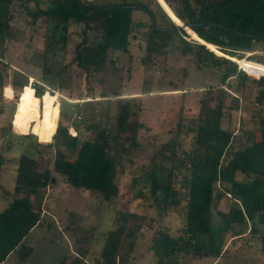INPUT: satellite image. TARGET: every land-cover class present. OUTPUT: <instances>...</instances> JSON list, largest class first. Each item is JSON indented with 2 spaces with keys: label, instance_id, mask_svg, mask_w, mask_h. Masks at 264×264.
Listing matches in <instances>:
<instances>
[{
  "label": "trees",
  "instance_id": "obj_1",
  "mask_svg": "<svg viewBox=\"0 0 264 264\" xmlns=\"http://www.w3.org/2000/svg\"><path fill=\"white\" fill-rule=\"evenodd\" d=\"M14 1L0 0V48L3 49L10 35V6ZM165 2L180 21L191 24V29L186 31L195 34L192 36L194 39L188 41L182 37L189 36L184 29L175 32L180 35L181 53L189 55L199 66L219 71L220 83H210L200 90L203 95L198 100V114L187 123L179 121L174 134L153 155L154 159L171 162L167 173L160 172L155 164L148 170L145 182L149 185L154 205L159 212L165 213L185 202V216L181 234L173 236L166 228L157 229L150 249L158 262L165 264L168 261L176 264L181 253L192 257L219 256L225 250L228 235L241 234L236 226L247 228L249 225V232L259 239L260 251L264 253V232L259 227L264 228V109L254 113L257 121L252 129V142L244 148L231 150L234 131L222 126L224 100L229 95L224 89L225 84L237 94L233 97L234 103L228 106L229 110L239 108V95H245L247 81L256 86L254 102L264 108V55L252 54L249 58L242 55L243 52L255 51L257 43H264V0ZM135 6H143L144 9ZM136 9L147 13L151 19L146 38L147 51L152 52L159 45L166 46L171 30L154 28L152 20L157 26L160 21L169 23V27L174 23L157 0H119L115 3L51 0L46 7H40L35 1V8L28 9L27 14L31 16L32 23L40 18L52 23L46 49L55 50L56 44L65 39L69 20L83 22L84 32L86 29L96 32L91 42L83 36L74 49L72 59L87 81L90 76L113 64L111 52L128 51ZM209 45L216 46L219 53L221 50L233 58L238 57L244 66L236 62L248 75L238 69L235 60L217 55L208 48ZM245 66L251 67L247 69ZM64 69L65 65L53 70L44 60V82L31 84L35 96L42 98L44 94L45 98L48 93L55 95L48 85L53 84ZM249 75L259 78L254 79ZM231 79H236L237 83L230 82ZM1 82L0 86L3 87L5 84ZM27 83V76L22 73L19 77L14 76L8 84L20 92ZM45 106L46 100L42 99L41 110ZM132 106L129 101L119 102L114 130L111 132L90 124L87 130L96 129L80 139L78 133L75 134V124L62 123L66 112L61 106L55 133L42 136L41 141L31 133L23 135L33 138V151L22 152L16 162L15 192L21 195L9 201L0 212V263L11 253H16L20 261L27 260L32 254L33 248L26 243V239L40 225L42 208L40 205L35 206L31 198L48 185H55L58 178L76 187L96 190L105 201L118 199L121 188L117 179V159L132 144H138V130L143 127L141 121L131 118L134 113L131 111ZM39 122L40 117L37 119L38 125ZM69 126L75 129L71 132L75 135L69 133ZM255 132L258 133L257 137L254 136ZM120 135L126 137V142L120 141ZM182 135L192 136L190 148L183 146L180 139ZM47 156L52 157L51 167L45 165L40 170L39 163ZM228 156L230 158L225 161ZM4 161L0 152V175ZM176 174L181 175L180 180L176 179ZM139 194L143 195V192L139 191ZM224 198L230 199L227 209L219 207ZM72 218L77 222L80 216L73 215ZM145 220V214L120 210L115 220L117 226L104 237L97 258L99 264H119L120 248L126 245L130 251L133 249ZM59 264L64 262L60 261ZM73 264H82V261L76 258Z\"/></svg>",
  "mask_w": 264,
  "mask_h": 264
},
{
  "label": "rangeland",
  "instance_id": "obj_2",
  "mask_svg": "<svg viewBox=\"0 0 264 264\" xmlns=\"http://www.w3.org/2000/svg\"><path fill=\"white\" fill-rule=\"evenodd\" d=\"M35 1L40 7L51 3V0H16L11 4L10 35L5 41L4 49L0 48V82L5 84L0 86V152L5 159L0 175V212L9 201L21 195L15 192L16 162L22 152L32 153L34 141L33 138L23 135L31 133L41 141L42 136L55 133L61 106L66 112L62 123L75 124L77 130L69 126L68 131L71 135L78 133L80 139L96 129L87 130L90 124L113 131L120 101L133 104L131 111L134 113L131 118L141 121L143 127L138 130V144H132L117 159V179L121 188L117 200L105 201L96 190L76 187L58 178L55 185H48L31 198L35 206L40 205L42 208L40 225L26 239V243L33 248L32 254L27 260L20 261L16 253H11L0 264H59L60 261L73 264L76 258L81 259L82 264H99L97 258L104 237L117 226L115 220L120 210L145 214L146 220L133 249L130 251L126 245L120 248L118 263L165 264L158 262L150 245L157 229L166 228L173 236L182 233L185 202L165 213L159 212L150 196L149 185L145 182L148 170L155 164L160 172H168L171 162L154 159V153L174 134L179 121L187 123L198 114V100L203 95L200 90L210 83L218 85L219 71L208 66H199L189 55L181 53L180 35L175 33L178 29L171 30L172 34L166 46L159 45L154 51H147L146 38L151 19L147 13L136 9L133 13L128 51L111 52L113 64L86 81L82 70L72 61L74 49L83 36L91 42L97 35L96 32L90 29L84 32L83 22L69 20L65 39L56 44L55 50L46 49L52 23L42 18L32 23L27 10L35 8ZM90 1L115 3L119 0ZM159 5L171 17L172 23H181L170 8H166L162 2ZM158 23V26L170 28L169 23ZM187 33L189 36L182 37L188 41L194 39L193 31ZM208 48L217 55L230 57L243 65L238 57L233 58L217 48L219 53L216 46L209 45ZM254 48L256 50L252 51L253 54L264 55V43H257ZM242 55L247 56V52ZM44 60L53 70H58L63 65L65 69L53 84L48 85L49 90L56 94L48 93L45 98L43 94L41 98L35 96L31 84L44 82ZM237 66L240 69L238 63ZM245 67L250 69L251 66ZM22 73L27 76L28 83L19 92L8 83L14 76L19 77ZM230 82L237 83V80L231 79ZM224 89L229 95L224 100L222 126L234 131L231 140V150L234 151L252 142V129L257 121L254 113L264 108L254 102L257 92L251 81L245 83V95H239L241 98L238 100L237 110L228 108L234 103L233 97L237 94L227 84ZM42 99L46 100L43 110ZM74 130L75 134L71 133ZM110 132L109 135L112 136ZM257 135L255 132L254 136ZM125 138L120 135L121 142H126ZM180 139L185 148L191 147V135H182ZM229 158L226 157L225 161ZM51 160L52 157H43L39 169L45 165L51 167ZM175 177L177 180L181 179L180 174ZM229 200L222 199L219 207L227 209ZM73 215H79L80 219L74 221ZM259 227L264 232V228ZM236 229L241 234L228 235L221 255L192 257L181 253L176 264H264L260 241L249 232V225L247 228L236 226Z\"/></svg>",
  "mask_w": 264,
  "mask_h": 264
},
{
  "label": "water",
  "instance_id": "obj_3",
  "mask_svg": "<svg viewBox=\"0 0 264 264\" xmlns=\"http://www.w3.org/2000/svg\"><path fill=\"white\" fill-rule=\"evenodd\" d=\"M90 1V0H89ZM165 12V11H164ZM149 13H150V11H149ZM167 15V14H166ZM167 17H168V15H167ZM151 18L153 19V16H152V14H151ZM169 18V17H168ZM152 23H153V27L154 28H158V29H162V30H164V31H168V30H174V29H184V30H186V27H189L190 29H191V24H185V23H181V24H174L172 27H170V28H163V27H159V26H157V24L155 23V21L154 20H152ZM263 38H264V36H263ZM12 127V126H11Z\"/></svg>",
  "mask_w": 264,
  "mask_h": 264
},
{
  "label": "bare ground",
  "instance_id": "obj_4",
  "mask_svg": "<svg viewBox=\"0 0 264 264\" xmlns=\"http://www.w3.org/2000/svg\"><path fill=\"white\" fill-rule=\"evenodd\" d=\"M158 2L160 3V2H162L163 4H164V6L167 8L168 7V5H167V3L165 2V0H158ZM169 8V7H168ZM170 17V16H169ZM171 18V17H170ZM181 23H182V21H181ZM181 23H176V24H181ZM189 27H186V29H188Z\"/></svg>",
  "mask_w": 264,
  "mask_h": 264
},
{
  "label": "built area",
  "instance_id": "obj_5",
  "mask_svg": "<svg viewBox=\"0 0 264 264\" xmlns=\"http://www.w3.org/2000/svg\"><path fill=\"white\" fill-rule=\"evenodd\" d=\"M157 2H158V0H157ZM250 54H253V52H247V56L245 55L244 58H248V56H249ZM238 65H239V64H238ZM239 68H240V70L244 71V72L247 74V72H246L243 68H241L240 66H239ZM257 78H259V77H257Z\"/></svg>",
  "mask_w": 264,
  "mask_h": 264
},
{
  "label": "flooded vegetation",
  "instance_id": "obj_6",
  "mask_svg": "<svg viewBox=\"0 0 264 264\" xmlns=\"http://www.w3.org/2000/svg\"><path fill=\"white\" fill-rule=\"evenodd\" d=\"M135 7H137V8H141V9H144L143 6H135ZM146 11L149 12L148 10H146Z\"/></svg>",
  "mask_w": 264,
  "mask_h": 264
}]
</instances>
